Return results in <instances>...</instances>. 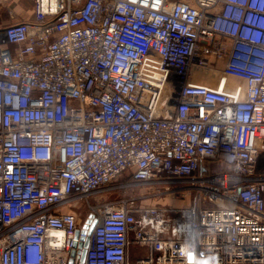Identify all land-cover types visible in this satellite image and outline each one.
Returning a JSON list of instances; mask_svg holds the SVG:
<instances>
[{"label": "built area", "instance_id": "built-area-1", "mask_svg": "<svg viewBox=\"0 0 264 264\" xmlns=\"http://www.w3.org/2000/svg\"><path fill=\"white\" fill-rule=\"evenodd\" d=\"M32 12L0 27V264H81L87 238L84 264H264V0ZM116 183L190 204L105 201L90 235L60 211Z\"/></svg>", "mask_w": 264, "mask_h": 264}, {"label": "rangeland", "instance_id": "rangeland-1", "mask_svg": "<svg viewBox=\"0 0 264 264\" xmlns=\"http://www.w3.org/2000/svg\"><path fill=\"white\" fill-rule=\"evenodd\" d=\"M11 0H4V3L0 5V27L8 26L16 22L15 16L11 13L12 7H10ZM28 8L31 10L30 0H28ZM33 12L31 13V19H34ZM219 167L215 166V170ZM161 186L151 185V186H125L121 183H116L115 185L108 188V190L95 193L89 196V200L80 199L76 202L69 203L64 208H61L62 212L73 213L78 220V225L83 224L88 217L91 215V207H95L100 203L105 201H113L118 198L125 196H141L143 198L145 205H163L166 207H185L190 204V197L183 198L178 195H172L164 192Z\"/></svg>", "mask_w": 264, "mask_h": 264}, {"label": "crops", "instance_id": "crops-1", "mask_svg": "<svg viewBox=\"0 0 264 264\" xmlns=\"http://www.w3.org/2000/svg\"><path fill=\"white\" fill-rule=\"evenodd\" d=\"M32 1L30 0L31 10L26 5L29 3L28 0H11L8 2L10 7H12L11 13L15 16L16 22L32 20L30 17L32 13Z\"/></svg>", "mask_w": 264, "mask_h": 264}, {"label": "water", "instance_id": "water-1", "mask_svg": "<svg viewBox=\"0 0 264 264\" xmlns=\"http://www.w3.org/2000/svg\"><path fill=\"white\" fill-rule=\"evenodd\" d=\"M97 224V220L94 218V215H90L89 219L87 221V223L84 225L83 227V231L88 233V235H90L94 229V227ZM89 246V239L87 238L84 242H82L81 244H79L78 247L79 249H81L80 252V263L84 264L85 262V258H86V253H87V248ZM72 257L75 255V250L72 251L71 253ZM71 263H73V260L70 261Z\"/></svg>", "mask_w": 264, "mask_h": 264}]
</instances>
